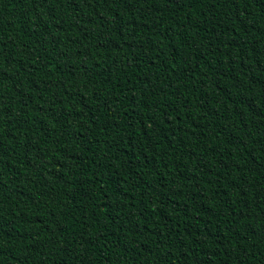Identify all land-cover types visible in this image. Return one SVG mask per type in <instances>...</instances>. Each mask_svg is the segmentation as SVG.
<instances>
[{
	"label": "trees",
	"instance_id": "16d2710c",
	"mask_svg": "<svg viewBox=\"0 0 264 264\" xmlns=\"http://www.w3.org/2000/svg\"><path fill=\"white\" fill-rule=\"evenodd\" d=\"M0 264H264V0H0Z\"/></svg>",
	"mask_w": 264,
	"mask_h": 264
}]
</instances>
